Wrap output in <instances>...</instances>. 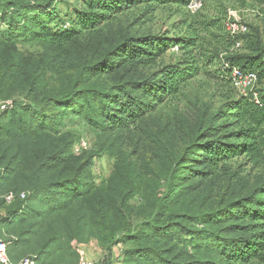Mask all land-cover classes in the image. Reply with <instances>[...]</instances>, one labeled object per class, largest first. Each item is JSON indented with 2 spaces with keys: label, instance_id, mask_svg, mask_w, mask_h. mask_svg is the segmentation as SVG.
I'll use <instances>...</instances> for the list:
<instances>
[{
  "label": "rangeland",
  "instance_id": "obj_1",
  "mask_svg": "<svg viewBox=\"0 0 264 264\" xmlns=\"http://www.w3.org/2000/svg\"><path fill=\"white\" fill-rule=\"evenodd\" d=\"M35 1L54 3L52 15L45 21L52 28H81L74 26L72 20L76 19L77 10H86L87 0ZM191 1L185 6L148 1L127 4L95 29H83L75 42L65 44L60 50L47 41L31 36L30 29L26 34L22 28L16 31V47L24 54V67L43 73L44 81L34 86L20 78L14 79L8 87L10 95L24 98L28 97L27 91L33 97L52 90L65 93L76 84L80 70L86 68L84 83L75 85L76 90L84 94L72 103L56 107L53 114H56L54 124L57 123V131H43L44 138L40 144L47 143V154H54L68 145L66 159H54L52 164L61 163L56 171L61 173L62 180L76 182L81 191H90V195L82 197L80 204L76 201L66 204V201H58L57 192L47 199L50 203H42L41 196L31 194L32 199L26 202L32 207L30 212L7 221L9 209L3 204V192H0V217L9 222H0L4 239L21 244L20 240L13 239L17 237L15 234H9L14 223L15 226L18 224V232L24 230L27 233L28 242L25 245L43 254L42 264H78L82 257L95 264H125L128 259L126 250L135 245L119 242L110 253V219H103V214L93 209L97 207V200L103 197L118 201L126 194L128 204L136 208L145 205V198L154 194L157 184L172 182L174 165L178 161L180 179L176 181L177 189H189L180 201L185 202L188 208L185 209L188 213L182 224L194 235H174L180 238L174 242L177 246L175 253L181 248L193 250L194 241L191 239L197 238L198 232H220L234 223L220 222L212 227L202 223L204 219L199 217L202 214L205 217L215 216L228 205L231 207L224 212H236L251 195L262 197L259 191L264 187V163L256 164L242 156L222 161L216 169H212L209 163H202L200 159L207 154L203 146L213 142V139L200 132L213 120L216 125L223 126L222 133L236 129L229 125L233 115L227 102L240 93V89L234 82L226 84L212 79L207 69L213 70V67L207 68V61L213 52L225 50L228 34L237 35L243 44V39L258 31L264 43V17L241 0H198L201 2L198 9L188 6ZM233 23L246 25L248 29L243 33H233ZM6 30V27L0 26V31ZM196 34L199 39L195 46L185 49L176 44L181 38H195ZM147 36L159 41L169 40L163 45L169 47L157 58L156 65L126 64L107 73H98L93 69L105 52L113 50L125 39ZM184 61L197 64L200 72L180 81L177 92L165 97L154 111L139 121L128 125L107 121L108 127L101 129L85 119L87 90L117 94L120 87L143 81L158 86L162 83V77L158 75L164 66ZM7 63L3 62L2 67H6ZM137 96L141 97V93ZM112 101L106 100L104 114H110L113 119L120 114L121 108ZM90 102L98 107L99 99L95 97ZM37 107L40 113L42 104L38 102ZM97 110L101 109L98 107ZM28 144L25 145L29 147ZM198 147L201 150L196 153ZM185 157L191 158L190 162L184 163ZM202 171L204 175L200 174ZM131 186L135 189L128 192ZM111 210L112 215V207ZM2 230L5 233L2 234ZM227 234L225 236L234 238L241 235L236 231ZM15 246L10 244L8 248L11 250ZM248 264L262 263L252 261Z\"/></svg>",
  "mask_w": 264,
  "mask_h": 264
},
{
  "label": "trees",
  "instance_id": "obj_2",
  "mask_svg": "<svg viewBox=\"0 0 264 264\" xmlns=\"http://www.w3.org/2000/svg\"><path fill=\"white\" fill-rule=\"evenodd\" d=\"M140 1L185 6L189 0H87L86 10H77L76 19L72 20L74 26L79 25L81 28L71 27L66 30L52 28L45 23L47 17L52 15L53 2L0 0V26L7 28L5 32L0 31V192H3V204L9 209L7 221L18 216L23 217L30 212L32 207L30 204L26 205V202L32 199V195L41 196L39 199L42 203H50L47 199L57 192L58 201L60 203L66 201V204L74 201L80 204L82 197L90 195V191H81L76 182L62 180L63 176L56 171V167L61 163L52 164L54 159L56 161L60 157L62 160L66 159L65 150L68 145L62 146L54 154H47V143L40 144L44 138L43 131H57V123L54 124L56 114H53L56 107L63 103H72L84 94L81 90H76L75 85L84 83L86 68L80 70L76 84L65 93L60 94L58 90H52L42 96L33 97L27 91L28 97L24 98L10 95L8 87L10 81L14 79L20 78L34 86L44 81L43 73L24 67V54L16 47L18 44L16 31L22 28L26 34L27 29H30L31 36L47 41L60 50L65 44L75 42L83 29H95L127 4ZM241 1L256 9L259 16L264 17V0ZM197 39L198 34L195 38L185 36L176 44L186 49L190 45L195 46ZM157 41H159L157 38L151 36L135 40L127 38L113 50L105 52L93 69L98 73H107L126 64L154 66L157 58L169 47L163 46L168 39ZM226 41L228 46L224 51L217 50L210 55L207 68L213 67V70L207 69L208 75L215 81L229 84L234 80V70L238 69L241 72H255L257 81L253 88L245 92L240 90V93L227 102L233 115V121L229 125L235 127V130L222 133L223 126L216 125L214 120L202 128L201 135L213 139V142L203 146L202 149L206 150L207 154L200 160L202 163H209L212 169H216L222 161L242 156L256 164L264 163V43L258 31L253 36L243 39V44L237 35L228 34ZM238 42L240 46L237 47ZM6 57L8 58L5 59ZM3 62H8L6 67H2ZM189 63L184 61L164 66L158 75L162 77V83L158 86L150 81H143L131 83L128 87L122 86L117 94L95 89L87 90L85 97L88 109L84 113L85 119L89 124L101 129L108 127L107 121L109 123L112 120L118 121L126 125L139 121L147 113L154 111L165 97L177 92L180 81L194 77L200 72L197 64ZM138 93H141V97L137 96ZM95 97L99 99L97 106L101 110L91 105L90 100ZM147 97L152 98L149 100ZM107 99L113 100L112 102L121 108L120 114L113 119L110 114H104ZM38 102L43 107L40 113ZM8 139L10 142H6ZM26 143H30L29 147L25 145ZM200 150L201 147H198L196 153ZM190 159L185 157L183 161L188 163ZM179 164L178 161L174 165L172 182L168 185L165 181L163 184H157L153 189L154 194L145 198L147 199L145 205L136 208L128 204L126 194L118 201L103 197L97 200V207L93 209L102 213L103 219L106 217L110 219V253L114 245L122 242L135 245L126 250L128 259L125 264H248L252 261L264 264V187L259 191L262 197L251 195L247 202L239 205L236 212H224L231 207L228 205L226 209H220L215 216L205 217V214L199 216L204 219L203 224L212 227L220 222L234 223L220 232L210 231L202 234L198 232L197 238L191 239L195 242H192L193 250L181 248V251L175 253L177 246L174 242H178L180 238H175L174 235L181 233H186L187 236L194 235L192 230H188L189 228L182 224L188 213L185 209L188 208L185 202L180 201L189 189L188 187L177 189L176 181L180 179ZM48 169L50 171L47 173ZM200 174L204 175V172ZM74 186L77 188L74 189ZM59 187L60 190H57ZM134 189L131 186L128 192ZM9 192L15 193V198L7 203L4 196ZM22 193H25L24 198L21 197ZM3 220V217H0L1 223ZM7 221L5 222L9 223ZM12 224L13 230L9 234H15L17 237L13 239L20 240L21 244L4 239L0 231L1 238L8 246L16 245L11 250L8 248L9 257L16 261L33 257L36 264H42L43 254L37 252L35 248H28L25 245L28 242L27 233L24 230L18 232V224L16 226ZM235 231L241 233L238 238L225 236L228 232ZM3 233L5 231L2 230Z\"/></svg>",
  "mask_w": 264,
  "mask_h": 264
},
{
  "label": "built area",
  "instance_id": "obj_3",
  "mask_svg": "<svg viewBox=\"0 0 264 264\" xmlns=\"http://www.w3.org/2000/svg\"><path fill=\"white\" fill-rule=\"evenodd\" d=\"M201 2L198 0H192L189 2V7L198 9L201 4ZM231 31L233 33H243L247 31V26L238 24V23H233L231 24ZM240 46V42L237 43V47ZM234 84L243 92H245L247 89H251L254 87L256 81H257V75L255 72H241L238 69L234 70ZM10 103V102H8ZM5 108V106H3ZM5 200L7 203H10L12 200L15 198V193L9 192L5 196ZM21 197H25V193L21 194ZM0 264H36V260L33 257H25L22 260H20L18 263H14L11 258L9 257L8 254V244L5 242L1 236H0ZM78 264H95L93 261L86 259L82 257Z\"/></svg>",
  "mask_w": 264,
  "mask_h": 264
},
{
  "label": "crops",
  "instance_id": "obj_4",
  "mask_svg": "<svg viewBox=\"0 0 264 264\" xmlns=\"http://www.w3.org/2000/svg\"><path fill=\"white\" fill-rule=\"evenodd\" d=\"M14 263H18L20 260H18V261H16V260H13V259H11Z\"/></svg>",
  "mask_w": 264,
  "mask_h": 264
}]
</instances>
